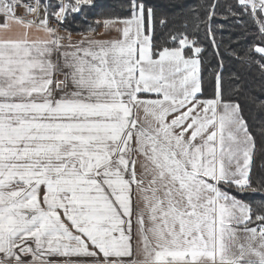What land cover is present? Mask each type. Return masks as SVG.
Returning a JSON list of instances; mask_svg holds the SVG:
<instances>
[{
  "label": "snow or ice",
  "instance_id": "snow-or-ice-1",
  "mask_svg": "<svg viewBox=\"0 0 264 264\" xmlns=\"http://www.w3.org/2000/svg\"><path fill=\"white\" fill-rule=\"evenodd\" d=\"M0 264H264V0H0Z\"/></svg>",
  "mask_w": 264,
  "mask_h": 264
},
{
  "label": "trees",
  "instance_id": "trees-1",
  "mask_svg": "<svg viewBox=\"0 0 264 264\" xmlns=\"http://www.w3.org/2000/svg\"><path fill=\"white\" fill-rule=\"evenodd\" d=\"M98 2L101 4V5H108V4H111L114 2V0H98ZM184 2H187V3H195L196 0H184ZM232 31H237L236 29H233ZM73 35H77V32L74 30L73 32ZM228 38V33L226 32L225 33V39L227 40Z\"/></svg>",
  "mask_w": 264,
  "mask_h": 264
},
{
  "label": "crops",
  "instance_id": "crops-1",
  "mask_svg": "<svg viewBox=\"0 0 264 264\" xmlns=\"http://www.w3.org/2000/svg\"><path fill=\"white\" fill-rule=\"evenodd\" d=\"M74 38H78V35H74Z\"/></svg>",
  "mask_w": 264,
  "mask_h": 264
}]
</instances>
